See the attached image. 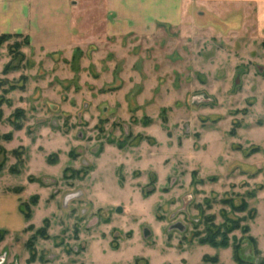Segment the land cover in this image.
Here are the masks:
<instances>
[{"label": "rangeland", "instance_id": "obj_1", "mask_svg": "<svg viewBox=\"0 0 264 264\" xmlns=\"http://www.w3.org/2000/svg\"><path fill=\"white\" fill-rule=\"evenodd\" d=\"M140 1L0 0V264H264V0Z\"/></svg>", "mask_w": 264, "mask_h": 264}, {"label": "crops", "instance_id": "obj_2", "mask_svg": "<svg viewBox=\"0 0 264 264\" xmlns=\"http://www.w3.org/2000/svg\"><path fill=\"white\" fill-rule=\"evenodd\" d=\"M152 0H141L140 3L150 4ZM164 4H177L179 0H166ZM0 230L2 231H22L27 222L14 198H3L0 200Z\"/></svg>", "mask_w": 264, "mask_h": 264}, {"label": "trees", "instance_id": "obj_3", "mask_svg": "<svg viewBox=\"0 0 264 264\" xmlns=\"http://www.w3.org/2000/svg\"><path fill=\"white\" fill-rule=\"evenodd\" d=\"M20 211H21V213L23 214V216H24V218H25V221L28 223L30 220H31V216L29 215V214H25L24 212H23V210H21L20 209ZM32 229V226H28V228H27V230H31ZM2 230H0V234L1 233H4L5 231H2ZM203 244L204 243H208V244H210V245H217V242H213V241H203L202 242ZM201 243V244H202Z\"/></svg>", "mask_w": 264, "mask_h": 264}, {"label": "water", "instance_id": "obj_4", "mask_svg": "<svg viewBox=\"0 0 264 264\" xmlns=\"http://www.w3.org/2000/svg\"><path fill=\"white\" fill-rule=\"evenodd\" d=\"M118 211H119V212H121V210H120V209H119Z\"/></svg>", "mask_w": 264, "mask_h": 264}]
</instances>
